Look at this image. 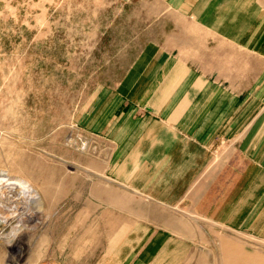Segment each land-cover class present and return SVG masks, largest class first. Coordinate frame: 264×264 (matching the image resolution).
Returning <instances> with one entry per match:
<instances>
[{
    "label": "crops",
    "instance_id": "1",
    "mask_svg": "<svg viewBox=\"0 0 264 264\" xmlns=\"http://www.w3.org/2000/svg\"><path fill=\"white\" fill-rule=\"evenodd\" d=\"M114 1L145 20L132 39L140 43L126 50L131 61L116 79L95 87L73 125L109 148L107 207L121 209L111 190L119 188L195 220H183L180 232L135 230L125 264L264 259L252 248L264 242V4Z\"/></svg>",
    "mask_w": 264,
    "mask_h": 264
},
{
    "label": "rangeland",
    "instance_id": "2",
    "mask_svg": "<svg viewBox=\"0 0 264 264\" xmlns=\"http://www.w3.org/2000/svg\"><path fill=\"white\" fill-rule=\"evenodd\" d=\"M135 15L114 0H0V178L27 181L42 206L31 215L18 190L0 185V209L16 208L9 227L0 210V264H125L135 230L194 225L182 208L140 202L119 188L111 190L121 209L107 207L109 148L73 125L95 87L130 63L126 50L139 45L132 39L145 25ZM252 248L264 255L263 241Z\"/></svg>",
    "mask_w": 264,
    "mask_h": 264
},
{
    "label": "bare ground",
    "instance_id": "3",
    "mask_svg": "<svg viewBox=\"0 0 264 264\" xmlns=\"http://www.w3.org/2000/svg\"><path fill=\"white\" fill-rule=\"evenodd\" d=\"M0 185H4L7 186V188L11 191L12 189L18 190V192L20 193V195L26 200L27 204L29 203L30 206H34L33 207V211L32 213H30L31 215H37L40 214V212L42 211V206L39 200L38 195L36 194L35 190H33V188L31 187V185L24 180L19 179H10V178H0ZM2 189V188H1ZM2 196H4L3 194H1ZM10 201V200H9ZM1 207V206H0ZM6 207V206H5ZM4 207H2L1 209H3ZM0 209V210H1ZM10 209V210H9ZM9 209H3L4 212H7V216H2L1 217V221H3L2 223L5 225H8V227L12 224H9V220H11L8 218V216L11 213V216H13L14 211L16 210L15 207L9 208ZM1 213V212H0ZM29 215V214H28ZM26 217V218H25ZM28 216H26L25 214L22 216H19L16 218V221H18L19 223H21V221L25 218L27 219ZM33 217V216H31ZM30 217V218H31ZM29 218V219H30ZM34 218V217H33ZM31 220V219H30ZM14 221V219H13ZM29 221V220H28ZM26 221V222H28ZM34 221V219H33ZM19 223L17 225H19ZM25 224V223H24ZM16 226V225H15ZM13 227V226H12ZM24 227V226H23Z\"/></svg>",
    "mask_w": 264,
    "mask_h": 264
}]
</instances>
